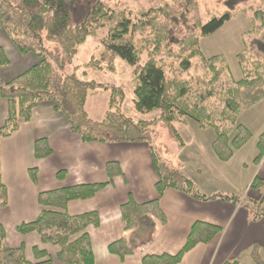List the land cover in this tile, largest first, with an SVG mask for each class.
I'll list each match as a JSON object with an SVG mask.
<instances>
[{
	"label": "trees",
	"instance_id": "1",
	"mask_svg": "<svg viewBox=\"0 0 264 264\" xmlns=\"http://www.w3.org/2000/svg\"><path fill=\"white\" fill-rule=\"evenodd\" d=\"M81 0H0V30H4L21 55H33L37 62L30 69L6 81L0 78V99L8 103V117L0 128V208L9 204V191L2 178V140L20 128V121L29 122L41 103H52L68 119L71 130L84 143L147 144L158 176L156 200L137 204L132 198L122 205L121 215L126 232L137 230L145 218L153 217L161 227L167 218L161 209V198L168 190L189 195L197 201L240 202L238 197L207 196L179 168L161 157L157 147L155 126L162 123L169 135L184 145L175 126L191 119L201 129H213V149L222 162L232 160L252 139L248 127L239 117L264 100V9L251 7V30L243 36L244 50L237 55L243 78L236 80L225 56L205 57L201 39L220 30L239 13L248 9L215 14L206 21L200 15L199 0H152L138 11L119 0L98 1L84 22L71 26L72 8ZM192 26L182 39L174 37L180 26ZM106 32L97 69L115 72V61L121 58L135 68V108L141 115L159 113L151 119L134 118L123 111L125 91L82 79L77 73H66L79 48L89 37ZM262 42H259V41ZM256 41L255 47L250 43ZM11 65L6 50L0 47V68ZM99 89H111L109 109L102 121H95L87 112L89 96ZM254 164L264 159V133L257 142ZM53 153L46 139L35 143V156L45 159ZM108 181L100 184L61 188L38 195L39 217L35 222L18 227L22 236L36 233L43 245L59 248L56 260L63 264H95L89 229L99 228L97 212L71 216L70 202L89 200L111 185L123 171L117 162L106 166ZM38 182V170H30ZM65 173L59 174L63 178ZM250 189L260 195L251 201L264 216V179L256 177ZM262 211V212H261ZM223 232L216 225L197 222L185 246L176 255H148L143 264H181L184 257L200 244H210ZM39 262L27 258L26 247L6 245V231L0 224V264H54L45 250L35 248ZM111 254L124 259L127 252L121 242L109 246ZM256 264H264L257 248L252 252ZM224 264H241L234 259Z\"/></svg>",
	"mask_w": 264,
	"mask_h": 264
},
{
	"label": "crops",
	"instance_id": "2",
	"mask_svg": "<svg viewBox=\"0 0 264 264\" xmlns=\"http://www.w3.org/2000/svg\"><path fill=\"white\" fill-rule=\"evenodd\" d=\"M0 47L6 50L11 59L9 67L0 68V78L3 80H12L37 62L33 55H21L2 29ZM7 117L8 103L0 99V128L4 126ZM255 117L257 128L262 134L264 121ZM252 124L255 128V122ZM242 125L252 128L248 123ZM39 139H46L53 151L45 159H37L35 156V143ZM243 149L237 151L233 159L243 155ZM178 152L180 154L184 150ZM257 155L256 150L251 160L242 162L246 168L250 167L251 162L255 169L249 186L256 177L264 179V159L257 166L254 164ZM209 156H212V150ZM161 157L181 169L201 188L199 181L203 178V164L197 166L195 174L185 169V164L177 159L178 155L173 160ZM110 162L119 163L123 175L116 177L111 185L94 198L72 201L67 207L71 216L91 212L100 215V227L89 229L95 264H143V258L148 255H176L185 246L197 222L216 225L223 232L210 244L198 245L184 257L181 264H224L234 259L243 264L248 258L252 264H256L252 256L256 246L264 260V216L254 217L252 211L241 203V199L238 203L221 199L197 201L187 194L168 190L161 198V209L167 218V225L161 227L155 218L148 217L137 230L126 232L121 215L122 205L130 198L137 204L158 198V176L150 147L147 144L84 143L72 132L65 115L48 102L41 103L34 110L31 121H20L19 130L2 140V178L9 191V204L6 208H0V224L6 231V245L17 248L24 244L27 258L33 263L39 262L35 248L45 250L55 259L59 252L57 246L43 245L36 233L22 236L18 227L35 222L39 217V193L105 183L108 181L106 166ZM32 169L38 170L36 184L30 175ZM61 172L65 173L63 178L59 177ZM204 192L207 196L223 194L219 191ZM115 242H121L126 251L132 253L124 259L111 254L109 246ZM54 264L63 263L55 259Z\"/></svg>",
	"mask_w": 264,
	"mask_h": 264
},
{
	"label": "rangeland",
	"instance_id": "3",
	"mask_svg": "<svg viewBox=\"0 0 264 264\" xmlns=\"http://www.w3.org/2000/svg\"><path fill=\"white\" fill-rule=\"evenodd\" d=\"M98 1L100 0L79 1L72 8L70 17L71 26L82 24L87 14ZM119 1H122L130 9L138 11L147 7L152 0ZM258 5L264 9V0H199L200 15L205 21L215 14H220L225 11L234 12L239 7L248 9L246 12L239 13L214 34L201 39V47L205 57L225 56L236 80H241L243 78L237 55L244 50L243 36L246 35L252 27L251 7H256ZM190 27L192 26H180L175 32L174 37L176 39H182L188 34ZM105 36L106 32L101 31L98 36L89 37L87 41L80 46L78 54L73 63L66 69V73H77L84 80L96 81L110 88L113 86L122 88L126 94L123 111L127 115L136 119L144 118L149 120L153 118L159 113L158 111L148 115H141L136 111L134 103L135 68L133 66L123 59L117 58L115 61L114 73L101 71L96 68L98 65L96 60L99 59L103 51L102 40ZM256 41H252L250 45L255 47L254 43ZM110 98L111 89H99L96 95L89 96L86 109L92 119L95 121H102L104 119L109 109ZM256 106L244 112L245 114L243 113L244 115L241 114L239 117L240 124L248 123L251 125L255 122L256 126L254 128L252 124L251 129L249 126V130L253 134V139L244 147V154L238 156L236 159H232V161L222 162L215 154L212 145V141H214L216 137L214 130L201 129L198 124L191 119H186V121L177 122L175 124L183 139V146L169 135L168 129L162 123L154 127L157 133V147L159 153L165 158H171V160L175 159V156L178 155L177 159L185 164V169L187 168L191 172L194 171L193 173L195 174L197 166L203 164V178L199 181L202 185L199 190L203 194H205L204 191L208 193L219 191L225 196L238 197L241 199V203L244 207H247L248 210L253 211V213H259L261 209L255 208V204L250 203L254 200L257 202L260 201V195L252 193L249 186L255 171L254 166L250 162V167L246 168L242 163L245 160H251V156L253 157L256 150H258L257 142L261 132H259V128H257L258 123L255 121V116H257L258 120L264 121V103L260 104L258 107ZM185 122H187V124H185ZM178 150H184V152L179 154ZM210 150H212L211 157L209 156ZM257 206L264 208V202L258 203ZM243 264L252 263L248 258L245 259Z\"/></svg>",
	"mask_w": 264,
	"mask_h": 264
}]
</instances>
